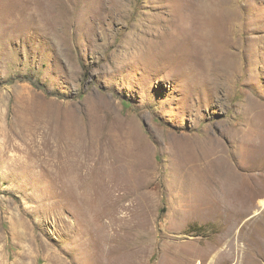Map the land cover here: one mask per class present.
Returning a JSON list of instances; mask_svg holds the SVG:
<instances>
[{
    "label": "rangeland",
    "instance_id": "374dc122",
    "mask_svg": "<svg viewBox=\"0 0 264 264\" xmlns=\"http://www.w3.org/2000/svg\"><path fill=\"white\" fill-rule=\"evenodd\" d=\"M194 1L0 0V264H264V0H218L222 68L156 56Z\"/></svg>",
    "mask_w": 264,
    "mask_h": 264
},
{
    "label": "bare ground",
    "instance_id": "6f19581e",
    "mask_svg": "<svg viewBox=\"0 0 264 264\" xmlns=\"http://www.w3.org/2000/svg\"><path fill=\"white\" fill-rule=\"evenodd\" d=\"M219 6H220V2L218 0H195L190 6H188L186 8V18L184 19V21H182L180 27L177 28V30H175V31H171V30L167 29V31L162 33L160 39L157 40L156 44L153 45V48L156 50V56L161 57L163 55L162 52L165 50H167V54H168V53L172 52L173 50L181 49L182 47H186L187 49L190 48L194 54L199 55L200 57L207 55L208 57L213 58L212 63L215 66L217 65V66H219V68H222L221 56L219 54H217L218 52H216L210 46V43L213 40H215V38H216L217 42H219L221 44L223 42L222 36H220V32L223 30V27H224L225 22H226L228 17L219 8ZM166 40H167V42H166ZM179 53H180V51L177 52V55H179ZM34 108H35V106L32 107V105H31L29 107V111H32ZM253 108H255V107H253ZM255 111L257 112L256 109H255ZM50 128H52V127H50ZM53 128H54V126H53ZM65 128L71 129V127H65ZM54 132H56V131H54ZM129 134L131 135V133H129ZM70 135H71V132H69V130H68V132H66V134H64V137L68 139V137ZM74 135H75V139H76V146H77V148H80V150H81V148L85 145V142L82 140L84 138V136H82L79 133H74ZM212 140H213V138L209 139V141H212ZM218 142H219V140H218ZM131 145H133V144H131ZM136 146H137V144H136ZM140 147H142V146H140ZM134 149H136V148H134ZM142 150L143 149H141L140 151H142ZM213 152L215 155L213 165H212L211 169L209 170V172L201 173L198 175L197 179L199 180V182L201 184H203L204 187L209 186L211 183H214L215 181H219V180L222 181L224 179H227V181L230 180V183H229L230 185H233L235 183L237 184L239 182V175L237 174V172H235L232 169L233 167H231L229 164L226 163V161H225L226 154H225V151L223 150V148L222 147L215 148ZM143 153H145V152H143ZM116 154H118V153H116ZM123 156H125V154ZM118 159H119V157H118ZM135 159H137V158H135ZM129 161H130V159H129ZM129 164H131V163H129ZM132 165H133V163H132ZM123 167H124V165H123ZM133 167H135V166H133ZM139 168H142V166H140ZM135 174H137V173H135ZM263 203H264V201H263Z\"/></svg>",
    "mask_w": 264,
    "mask_h": 264
}]
</instances>
